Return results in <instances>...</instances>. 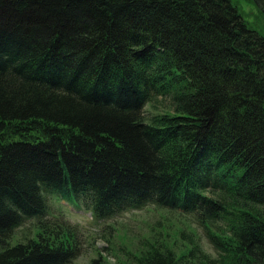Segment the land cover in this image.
Returning <instances> with one entry per match:
<instances>
[{
	"label": "trees",
	"instance_id": "trees-1",
	"mask_svg": "<svg viewBox=\"0 0 264 264\" xmlns=\"http://www.w3.org/2000/svg\"><path fill=\"white\" fill-rule=\"evenodd\" d=\"M53 195L193 216L217 255L184 232L135 264H264V35L233 0H0V264L81 255Z\"/></svg>",
	"mask_w": 264,
	"mask_h": 264
},
{
	"label": "rangeland",
	"instance_id": "rangeland-1",
	"mask_svg": "<svg viewBox=\"0 0 264 264\" xmlns=\"http://www.w3.org/2000/svg\"><path fill=\"white\" fill-rule=\"evenodd\" d=\"M233 1L250 28L264 35V15L257 6L251 0ZM145 111L154 113L149 105ZM49 207V219L60 218L77 228L82 252L73 264H90L100 257L104 264H135L136 257L150 246L160 244L181 256L191 247L184 232L193 233L207 253L217 256L195 218L178 211L149 205L98 221L90 212L76 208L75 204L65 202L57 195L49 197ZM38 233L36 221L28 220L15 232L10 244L14 246L30 238L37 239Z\"/></svg>",
	"mask_w": 264,
	"mask_h": 264
}]
</instances>
